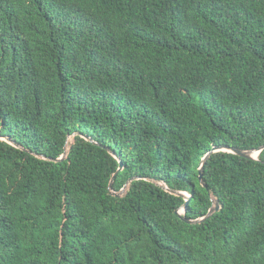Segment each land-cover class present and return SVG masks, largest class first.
<instances>
[{
    "label": "trees",
    "instance_id": "trees-1",
    "mask_svg": "<svg viewBox=\"0 0 264 264\" xmlns=\"http://www.w3.org/2000/svg\"><path fill=\"white\" fill-rule=\"evenodd\" d=\"M220 144H264V0H0V264H264V149L203 186Z\"/></svg>",
    "mask_w": 264,
    "mask_h": 264
},
{
    "label": "water",
    "instance_id": "water-1",
    "mask_svg": "<svg viewBox=\"0 0 264 264\" xmlns=\"http://www.w3.org/2000/svg\"><path fill=\"white\" fill-rule=\"evenodd\" d=\"M77 132L74 133V135H76ZM83 136L93 142L94 139L89 136V135H86V134H83ZM7 140L9 142H11L12 144H14L15 146L17 147H22L24 148L20 143H18L17 141L13 140L12 138L10 137H7ZM70 146L66 145V148H65V151L63 153V155L60 157V158H56V160H63L65 159L67 156H68V153H69V150H70ZM113 155H115L118 160H119V168H118V171L119 172L120 170H122L124 168V163L121 159V157L119 155L116 154V152L114 150H111L109 147H106ZM264 149V144L259 147L258 149H244V148H241V147H236V146H233V145H229V144H220V145H215L205 156L204 158L202 159L201 161V164L199 166V180L200 182L202 183L203 186H206V183L204 181V169H205V165L207 163V160L210 158V156L214 153V152H217V151H228V152H232V153H235V154H238L242 157H246V158H257L258 157V154L260 153V151ZM30 151V150H29ZM32 152V151H30ZM116 174L115 173L113 175V177L111 178V181L109 183V190L110 192L113 194V195H116V196H122L123 194L126 193L128 187H129V183L136 179V178H139V176H133L131 177L127 183L125 184V186L120 190V191H115L114 188H113V184H114V180H115V177H116ZM153 181L157 182L158 184H160L163 188H165L166 190L172 192V193H175L177 195H181L183 197L186 198V203L183 204L181 206L180 209L177 210V213L179 215H181V217L189 222V223H197V222H201L207 218H209L214 212L218 211L221 209V204L219 202V200L215 197L212 198V201H213V204L212 206L210 207L209 211L202 217H198V218H191V217H187L185 215H183V212H185V210L187 209V206H188V202L189 200L191 199V194H189L188 192H185V191H182V190H177V189H172V188H169V186L167 184H165L163 181L161 180H154L152 179Z\"/></svg>",
    "mask_w": 264,
    "mask_h": 264
},
{
    "label": "rangeland",
    "instance_id": "rangeland-1",
    "mask_svg": "<svg viewBox=\"0 0 264 264\" xmlns=\"http://www.w3.org/2000/svg\"><path fill=\"white\" fill-rule=\"evenodd\" d=\"M73 139V138H72Z\"/></svg>",
    "mask_w": 264,
    "mask_h": 264
}]
</instances>
